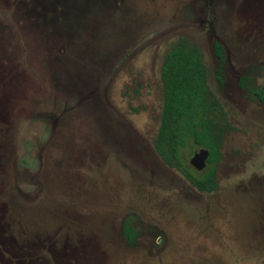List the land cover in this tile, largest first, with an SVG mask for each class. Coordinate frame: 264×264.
<instances>
[{
    "label": "rangeland",
    "instance_id": "rangeland-1",
    "mask_svg": "<svg viewBox=\"0 0 264 264\" xmlns=\"http://www.w3.org/2000/svg\"><path fill=\"white\" fill-rule=\"evenodd\" d=\"M180 37L233 127L211 193L154 149ZM254 65L264 91V0H0V264H264V103L238 86Z\"/></svg>",
    "mask_w": 264,
    "mask_h": 264
},
{
    "label": "trees",
    "instance_id": "trees-1",
    "mask_svg": "<svg viewBox=\"0 0 264 264\" xmlns=\"http://www.w3.org/2000/svg\"><path fill=\"white\" fill-rule=\"evenodd\" d=\"M212 49L216 58L215 77L223 85L225 50L217 41L213 42ZM258 68L249 67L239 79V85L250 98L264 102L263 87L257 86L252 76ZM160 79L163 104L154 139L155 152L167 165L179 169L198 190H216L215 165L221 156L223 138L233 127L220 99L209 86L201 49L184 37L178 38L164 57ZM190 145L209 151V167L202 174H197L183 160L182 151ZM122 228L124 237L134 244L137 232L130 226L129 218L124 220Z\"/></svg>",
    "mask_w": 264,
    "mask_h": 264
},
{
    "label": "flooded vegetation",
    "instance_id": "flooded-vegetation-1",
    "mask_svg": "<svg viewBox=\"0 0 264 264\" xmlns=\"http://www.w3.org/2000/svg\"><path fill=\"white\" fill-rule=\"evenodd\" d=\"M215 41H217V40H214L213 42H215ZM217 42H219V41H217ZM219 43H221V42H219ZM222 44V43H221ZM212 45H213V43H212ZM223 45V44H222ZM224 47V46H223ZM213 50V49H212ZM224 50H225V48H224ZM215 56V55H214ZM216 59V58H215ZM225 62H226V56H225ZM224 66H225V64H224ZM254 66H256V65H254ZM258 66V65H257ZM249 67H251V66H249ZM248 67V68H249ZM262 66L261 65H259V68H261ZM247 68V69H248ZM216 69V68H215ZM247 69H246V71H247ZM223 71H224V69H223ZM246 71H245V73H246ZM244 73V74H245ZM243 74V75H244ZM254 74H255V72H254ZM254 74H252V76L254 77V79H255V83H256V78H255V76H254ZM223 75H224V73H223ZM242 75V76H243ZM216 78V77H215ZM241 78V76L239 77V79ZM239 79H238V86L241 88V86L239 85ZM219 84V83H218ZM224 84V83H223ZM219 86H223V85H219ZM258 86V85H257ZM259 87H263V86H259ZM242 89V88H241ZM246 94H247V92L244 90V89H242ZM247 96H248V94H247ZM249 97V96H248ZM251 100H254V101H259V102H261V103H264V102H262V101H260L259 99H257V98H254V99H252L251 98ZM221 101V100H220ZM222 103V102H221ZM223 105V104H222ZM225 109V108H224ZM227 112V111H226ZM227 117H228V113H227ZM228 121H229V123L231 124V122H230V120H229V117H228ZM227 133V132H226ZM225 137V136H224ZM224 139V138H223ZM221 146H222V144H221ZM200 148H204V147H199V149ZM206 149V148H205ZM221 149V148H220ZM208 150V149H207ZM209 152V151H208ZM221 154H222V152H221ZM209 156V155H208ZM207 159H208V157H207ZM207 159H206V161H205V166L206 165H209L208 164V161H207ZM220 159H221V156H220ZM220 159H219V161H220ZM190 160V159H189ZM219 161L216 163V181H217V188H216V190L218 189V179H217V166H218V163H219ZM189 163H190V161H189ZM191 164V163H190ZM192 165V164H191ZM169 166V165H168ZM193 166V165H192ZM195 169H193V168H191L192 170H194L197 174H202V172H204L206 169H208V167L206 168V169H204L205 167H203L202 169H198V168H196L195 166H193ZM204 169V170H203ZM187 179V178H186ZM188 180V179H187ZM189 181V180H188ZM190 182V181H189ZM191 183V182H190ZM192 184V183H191ZM193 185V184H192ZM194 186V185H193ZM195 187V186H194ZM196 188V187H195ZM197 189V188H196ZM198 190V189H197ZM216 190H213V191H211V192H214V191H216ZM198 191H200V190H198ZM200 192H203V191H200ZM211 192H203V193H211ZM127 218H129V224H130V226L131 227H133L132 226V224H131V220H132V216L131 215H129ZM126 218V219H127ZM124 222V221H123ZM122 226H123V224H122ZM134 228V227H133ZM135 229V228H134ZM121 231H122V237H124V234H123V228L121 229ZM135 231L137 232V236H136V238H135V243L134 244H130L128 241H127V239L124 237V239L126 240V242L129 244V245H135L136 243H137V239H138V237H139V231L138 230H136L135 229ZM160 231H158V233H159ZM159 235V234H158Z\"/></svg>",
    "mask_w": 264,
    "mask_h": 264
},
{
    "label": "water",
    "instance_id": "water-1",
    "mask_svg": "<svg viewBox=\"0 0 264 264\" xmlns=\"http://www.w3.org/2000/svg\"><path fill=\"white\" fill-rule=\"evenodd\" d=\"M209 155V152L205 148H200L190 158V163L198 169H202L205 166V161Z\"/></svg>",
    "mask_w": 264,
    "mask_h": 264
}]
</instances>
